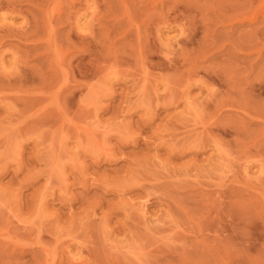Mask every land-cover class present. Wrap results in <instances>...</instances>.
I'll use <instances>...</instances> for the list:
<instances>
[{
    "label": "rangeland",
    "instance_id": "374dc122",
    "mask_svg": "<svg viewBox=\"0 0 264 264\" xmlns=\"http://www.w3.org/2000/svg\"><path fill=\"white\" fill-rule=\"evenodd\" d=\"M0 59V264H264V0H0Z\"/></svg>",
    "mask_w": 264,
    "mask_h": 264
},
{
    "label": "bare ground",
    "instance_id": "6f19581e",
    "mask_svg": "<svg viewBox=\"0 0 264 264\" xmlns=\"http://www.w3.org/2000/svg\"><path fill=\"white\" fill-rule=\"evenodd\" d=\"M185 14H186V11H185V13H183L182 15H185ZM255 16H256V15H255ZM161 18H163V17H161ZM184 18H185V17H184ZM158 19H159V18H158ZM160 20H161V19H160ZM182 20H183V19H182ZM185 20H186V19H185ZM157 21H158V20H157ZM164 21H165V20H164ZM183 21H184V20H183ZM161 22H163V20H161ZM165 22H166V21H165ZM172 22H173V21H172ZM181 22H182V21H181ZM249 22H250V20H249ZM253 22H255V21H253ZM240 23H242V22H240ZM160 24H161V23H160ZM167 24H168V23H167ZM174 24H176V26H178V28H179L180 30H181V29L183 30V26H186V25H182V26H181L182 23H180V25H179V23L177 24V22H175V21H174ZM172 25H173V23H172ZM248 26L250 27V25H248ZM158 28H159V27H158ZM178 28H177V29H178ZM158 30H161V29H157L156 32H158ZM182 30H181V32L184 31V30H183V31H182ZM159 32H160V31H159ZM158 34H159V33H158ZM157 37H158V36H157ZM158 40H160V39H158ZM162 47H163V48H160V49L158 50V53L160 54V56H161L164 60H166L168 63H170V61H171V60H170V57H171V49H170V47H167V46H165V45H162ZM0 60H1V59H0ZM207 91H209V90H207ZM182 94H183V95H182L183 98H186V96H187L186 91L183 92ZM217 142H218L217 140H213V142H212V143H213V147L216 148V152H217V153L219 152V154H222L223 151H222L219 147L216 146ZM215 146H216V147H215ZM221 156H222V155H221ZM220 158H221V157H220ZM246 164H247V163H246ZM246 164L242 166V170H243L244 172H247V170H248V167H247V166H248L249 164H248V165H246ZM246 169H247V170H246ZM243 174H244V173H243ZM246 174H247V173H245V175H246ZM143 203H146V202H143ZM143 203H142V207L140 206L141 208H143V205L145 206V204H143ZM140 205H141V204H140ZM143 209L145 210V208H143ZM143 209H140V211L143 210ZM141 212H142V211H141ZM144 212H145V211H144ZM142 213H143V212H142Z\"/></svg>",
    "mask_w": 264,
    "mask_h": 264
}]
</instances>
